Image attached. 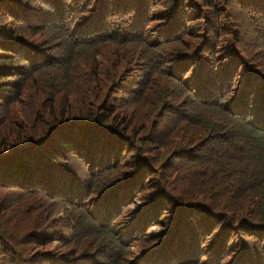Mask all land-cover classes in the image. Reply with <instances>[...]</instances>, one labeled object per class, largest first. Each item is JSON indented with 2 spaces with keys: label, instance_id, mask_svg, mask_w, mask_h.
Returning a JSON list of instances; mask_svg holds the SVG:
<instances>
[{
  "label": "trees",
  "instance_id": "16d2710c",
  "mask_svg": "<svg viewBox=\"0 0 264 264\" xmlns=\"http://www.w3.org/2000/svg\"><path fill=\"white\" fill-rule=\"evenodd\" d=\"M0 264H264V0H0Z\"/></svg>",
  "mask_w": 264,
  "mask_h": 264
}]
</instances>
